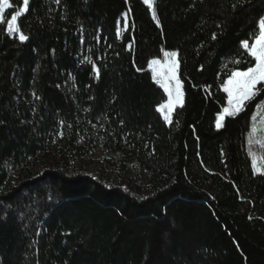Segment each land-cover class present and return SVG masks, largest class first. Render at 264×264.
I'll return each mask as SVG.
<instances>
[{"label":"trees","instance_id":"trees-1","mask_svg":"<svg viewBox=\"0 0 264 264\" xmlns=\"http://www.w3.org/2000/svg\"><path fill=\"white\" fill-rule=\"evenodd\" d=\"M10 2L5 21L23 6ZM154 8L159 24L143 0H30L27 41L0 24V264H264V171L247 140L264 93L215 125L264 0ZM162 49L184 84L171 124L148 69Z\"/></svg>","mask_w":264,"mask_h":264},{"label":"snow or ice","instance_id":"snow-or-ice-1","mask_svg":"<svg viewBox=\"0 0 264 264\" xmlns=\"http://www.w3.org/2000/svg\"><path fill=\"white\" fill-rule=\"evenodd\" d=\"M54 3L60 4V0H53ZM155 0H143V3L147 5L151 10L152 19H157L156 10L154 8ZM247 2V0H245ZM30 0H23V7L14 11L11 14L10 19L5 21V13L7 10L13 8V4L10 0H0V24L7 23V33L12 35L18 34V38L21 42H25L29 39L21 31L18 23L19 18L24 16L28 11ZM235 8V5H233ZM127 13L125 16V27H127ZM117 35H119V25L117 26ZM212 39H216V34L213 33ZM240 47L243 49V53L250 58V66L246 69L234 68L230 71L227 79H225L220 87L224 93L227 94V106L218 114L216 118V128L220 129L224 127V121L226 117H236L240 113L244 112L246 108L250 106V102L254 101L261 93H264V16L258 19L255 34L249 39H244L240 42ZM163 59L154 58L148 61V69L151 72L152 80L159 85L167 96V100L157 107V111L161 113L163 119L171 124V117L177 106L183 107L184 104V84L179 76L180 61L178 60V53L175 51L161 50ZM88 63L92 64V70L96 77L99 78L100 69L96 64L88 59ZM232 63L237 65L242 61L239 59L233 60ZM141 71V69H137ZM258 85L260 87H258ZM257 112L251 115V120L255 122L257 120V114L261 115V123H264V99L255 105ZM63 125V121H61ZM264 133V128H258L256 123H253L252 130L248 132V144L249 155L253 160V170L258 171L257 157L251 149V145L259 144L261 149H264V138L257 137V133ZM62 135V133H60ZM264 161V157L261 158ZM261 168H264V162H262Z\"/></svg>","mask_w":264,"mask_h":264},{"label":"rangeland","instance_id":"rangeland-1","mask_svg":"<svg viewBox=\"0 0 264 264\" xmlns=\"http://www.w3.org/2000/svg\"><path fill=\"white\" fill-rule=\"evenodd\" d=\"M147 6V5H146ZM23 7V6H22ZM122 21H123V23H122V25L120 26V28H119V36L121 35V33L125 30V16L123 15V17H122ZM13 35H17L18 36V34H16V33H13L12 35H10V36H13ZM19 39V38H18ZM160 59H163V54H162V57L160 58ZM160 87V86H159ZM161 88V87H160ZM162 89V88H161ZM221 89V88H220ZM163 90V89H162ZM221 91L223 92V90L221 89ZM164 92V91H163ZM165 94V93H164ZM226 94V93H225ZM165 97H166V100H167V96H166V94H165ZM226 97H227V94H226ZM165 100V101H166ZM164 101V102H165ZM225 106H227V101H226V105ZM177 107H179V106H177ZM222 111V110H221ZM255 112H257V110H256V108H255ZM261 112H264V109H262L261 110ZM159 114H160V116H161V118L163 119V116L161 115V113L160 112H158ZM164 120V119H163ZM165 121V120H164ZM165 123H167L166 121H165ZM253 123H256V125H257V127L258 128H264V123H261V115L258 113L257 114V120L255 121V122H253L252 121V125H253ZM216 125V124H215ZM252 130V126H251V129H250V131ZM257 137H259V138H264V133H257ZM247 140H248V136H247ZM103 156H106L105 155V153H103L100 149H97V151L95 152V154H94V157H93V161L95 160V159H97V160H100L101 159V157H103ZM257 157V156H256ZM250 158H251V163L253 164V160H252V157L250 156ZM257 164H258V168H260V170H258V171H255V173L256 174H261L263 171H264V168H261L260 166H261V164H262V162L260 161V159L257 157ZM100 167H99V165L98 164H96V163H89V166H88V173H91V172H95V170H97V169H99ZM252 168H253V166H252ZM254 171V170H253Z\"/></svg>","mask_w":264,"mask_h":264}]
</instances>
